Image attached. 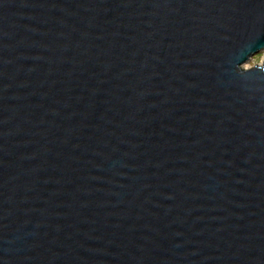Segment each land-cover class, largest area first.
I'll list each match as a JSON object with an SVG mask.
<instances>
[{
    "label": "water",
    "instance_id": "95a60500",
    "mask_svg": "<svg viewBox=\"0 0 264 264\" xmlns=\"http://www.w3.org/2000/svg\"><path fill=\"white\" fill-rule=\"evenodd\" d=\"M264 0H0V264H264Z\"/></svg>",
    "mask_w": 264,
    "mask_h": 264
},
{
    "label": "rangeland",
    "instance_id": "374dc122",
    "mask_svg": "<svg viewBox=\"0 0 264 264\" xmlns=\"http://www.w3.org/2000/svg\"><path fill=\"white\" fill-rule=\"evenodd\" d=\"M256 65H264V52L259 55H256L253 59H251V61L247 64L246 68H251Z\"/></svg>",
    "mask_w": 264,
    "mask_h": 264
}]
</instances>
